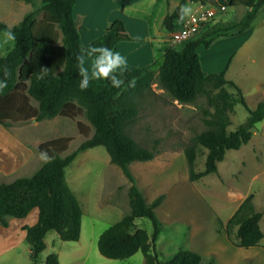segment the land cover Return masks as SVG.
I'll return each instance as SVG.
<instances>
[{
  "label": "trees",
  "instance_id": "16d2710c",
  "mask_svg": "<svg viewBox=\"0 0 264 264\" xmlns=\"http://www.w3.org/2000/svg\"><path fill=\"white\" fill-rule=\"evenodd\" d=\"M74 2L40 0L39 5L25 13L16 25L7 27L0 21V32L7 33L11 28L15 35L13 47L4 57H0V79L7 80V87L0 91V125L6 128L30 119L39 122L54 116L72 119L83 112L92 129L90 137L63 156L61 153L67 148L68 138H55L39 144L35 152L40 154L42 150L47 151L52 157L51 161L43 162L30 176L0 183V226L8 225V217L24 218L33 208H37L36 221L32 225L22 226L33 262L45 248L44 237L48 231H55L62 241H77L81 232L82 210L65 180L64 169L79 152L102 146L109 162L117 166L129 182V210L98 235L97 250L106 258L119 260L139 251L143 262L135 264H158L155 241L160 228L155 208L162 203L164 195L160 194L147 203L129 168L130 163L149 161L156 154L154 146H141L127 133V126L136 114L137 98L150 90L153 82L172 100L182 104L205 96L211 108V111L202 110L205 129L193 136L191 144L184 147L183 155L190 181L215 173L225 151L239 149L251 139L255 125L264 118V95L254 108H249L241 90L232 81L226 80L222 71L209 74L202 71L197 48H208L217 38L247 31L258 14L264 11V0H227L223 5L240 4L246 8L237 22L206 27L180 49L167 48L157 68L128 67L120 88L113 87L110 81L92 80L85 90L79 88L81 76L76 60L81 46L113 48L117 42L131 38L122 21L116 19L106 26L101 35L83 44L72 16ZM187 2L217 5L214 0H179L174 10L162 20L166 30L173 31L175 23L182 21L180 8ZM39 11L43 13L42 17L35 21ZM5 68L9 73L7 76L4 75ZM44 68L47 74L40 78ZM132 79H135V87H128ZM225 86L233 91H226ZM29 99L36 102V107L30 105ZM237 104L244 107L246 117L234 130H228L229 114ZM76 126L86 136L84 126L79 122ZM198 145L206 150V154L203 170L195 172L193 164ZM252 198V194L247 195L226 223L236 226V247L256 246L263 237L259 220L264 215V209L255 211ZM137 218L150 222V234L136 226L134 220ZM200 261L199 253L178 250L165 264H199ZM45 264H59L57 255H47Z\"/></svg>",
  "mask_w": 264,
  "mask_h": 264
},
{
  "label": "rangeland",
  "instance_id": "374dc122",
  "mask_svg": "<svg viewBox=\"0 0 264 264\" xmlns=\"http://www.w3.org/2000/svg\"><path fill=\"white\" fill-rule=\"evenodd\" d=\"M225 3L207 5L208 7L204 5L212 9L214 14L201 25V31L217 24H233L246 9L240 4L226 6L223 5ZM21 4L23 2L19 0H0V21L13 23L15 19H19L25 9ZM37 6L38 3L33 4V8ZM16 8L18 11L15 13L18 16H14L12 11ZM262 30L264 32V28ZM7 38L4 32L0 33V56L5 53L4 44L7 41L9 46L12 44ZM236 42V37H220L208 49L198 47L203 67L206 69L211 66L210 73H218L220 67L228 61ZM182 45L175 44V47L180 49ZM257 48L246 58L244 67L234 65L226 72L227 78L240 88L249 108H254L264 95V56L259 54L264 52V40L260 41ZM258 78H262L263 84H257L256 87ZM225 89L228 92L233 91L229 86H225ZM203 109L211 111L205 96H199L192 103L182 104L172 100L153 82L151 89L137 98L136 114L127 126V133L138 144L147 148L154 146L156 149L151 160L134 161L129 164V168L147 203L160 194L164 195L162 203L155 208L160 228L155 241L158 264H165L178 250L199 253V264L233 262L241 255L230 246L235 245L238 238L235 234L236 226L226 224L228 218L249 194L253 195V209H264V118L255 125L251 139L246 144L239 149L225 151L223 160L217 163L215 173L207 174L196 181L188 179L183 149L191 144L195 134L205 129ZM246 114L243 106H234L229 114L230 124L227 129L234 130L244 121ZM77 122L84 126L86 136L79 132ZM19 125L26 126L29 141L35 145L55 138H68L69 142L66 150L61 153L62 156L90 137L92 132L83 112L72 119L60 116V119L39 123L30 119L10 127ZM15 135L22 137L18 132ZM205 154L206 150L198 145L193 164L195 172L203 170ZM37 155L40 156L38 153ZM39 160L44 162L40 157ZM38 164L40 163L37 162ZM64 172L65 180L76 195L82 210L79 239L62 241L55 231H48L44 237L45 248L33 262L22 226L29 225L34 215L31 214L25 221L8 217V225L0 226V264H45V258L50 253L57 255L59 264L142 263L143 256L139 251L119 260L106 258L97 250L98 235L129 210V182L121 170L109 162L105 149L95 146L79 152L65 167ZM134 222L137 227L150 234L151 225L147 219L137 218ZM260 228L264 233V215L260 219ZM215 252L216 255H213ZM251 264H264V237L256 248Z\"/></svg>",
  "mask_w": 264,
  "mask_h": 264
},
{
  "label": "crops",
  "instance_id": "0c3cea01",
  "mask_svg": "<svg viewBox=\"0 0 264 264\" xmlns=\"http://www.w3.org/2000/svg\"><path fill=\"white\" fill-rule=\"evenodd\" d=\"M22 2L23 4L21 5H24L25 9L22 11L23 13L19 19H15L16 21H13V23L1 21L7 27H11L19 23L24 14L33 9V4L38 3L39 5L40 3L39 0ZM178 2V0H75L72 7V16L77 26L80 41L83 44H87L101 35L106 26L112 21L116 19L121 20L126 33L131 39L117 42L112 49L121 52V54L127 57L128 67L151 66L153 68H157L162 61L164 51L167 48H176L175 45L170 43V31L164 28L162 20L167 14L174 10ZM214 2L217 5H220L223 2H227V0H214ZM186 5H189L192 8V13H194V11L198 9L199 3L187 2ZM207 5L211 6L210 4ZM15 6L17 7V5ZM12 11L14 12V16H18V13H15V11H18L17 8ZM42 14L43 13L41 11L37 12L35 21H39ZM188 18L189 16L181 22H176L174 30H178ZM262 28H264V11L258 14L247 31L232 36L237 38V42L232 48L228 61L220 67L221 70L219 71L224 73V78L226 80H230L227 78L226 72L234 65H241L244 67L246 58H248L250 54L254 53L253 51L255 48L260 46V41L264 40V32ZM260 30H262L261 34H259ZM10 41H12L11 46H9L7 41L4 44L5 53L0 57H4L13 47L14 41ZM60 43L61 41L59 35L58 44ZM197 54L202 71L209 74V68H211V66L206 69L203 67L204 65L201 61V56L198 53V48ZM259 54L264 56L263 51ZM90 64L91 58L89 57L84 67H88L90 69ZM262 68H264V66H262ZM232 82L236 85L234 81ZM257 84H263L262 78H258L256 80V87ZM29 103L32 107H36V102L33 99H29ZM56 119H60V116H54L51 119L39 122H50ZM31 121H33V119H31ZM26 129L25 125L14 126L13 128H5L0 125V183L9 182L16 177L30 176L43 163L39 160L40 156L35 152V148L39 144L37 143V145H35V143H31L29 141ZM16 132L20 133L22 137H17L15 135ZM23 137L25 138L22 139ZM37 162L40 164L37 165ZM37 212V208H33L27 216L21 218L20 221H25L28 216L33 214V220L29 223V225H32L37 219ZM224 245L225 244H223V246ZM230 246L235 248L237 252H240L241 257H237V259H234L233 262L227 261V264H251L252 257L256 252V248L260 246V242L256 246L249 248H240L232 244H230ZM216 253L217 252L213 253V255H216ZM230 258L231 257H229V259Z\"/></svg>",
  "mask_w": 264,
  "mask_h": 264
},
{
  "label": "clouds",
  "instance_id": "9594fccd",
  "mask_svg": "<svg viewBox=\"0 0 264 264\" xmlns=\"http://www.w3.org/2000/svg\"><path fill=\"white\" fill-rule=\"evenodd\" d=\"M192 8L189 5H183L180 8V19L184 20L190 16ZM194 19V17H193ZM7 37L9 40H14L15 35L11 28L7 30ZM91 58L90 69L84 67L88 58ZM76 60L79 65V74L81 80L79 88L85 90L89 87L90 81L92 80H104L110 81L111 85L115 88H120L124 84L122 78L124 73L128 71V60L127 57L107 46H96L88 45L87 47L81 46L79 54L76 56ZM47 74V69L44 68L40 78H43ZM4 75H9L7 68L4 69ZM7 87V80L0 79V91ZM128 87H135V79L128 82ZM40 158L44 162H50V157L47 151L40 152Z\"/></svg>",
  "mask_w": 264,
  "mask_h": 264
},
{
  "label": "built area",
  "instance_id": "2783aa9c",
  "mask_svg": "<svg viewBox=\"0 0 264 264\" xmlns=\"http://www.w3.org/2000/svg\"><path fill=\"white\" fill-rule=\"evenodd\" d=\"M214 11L199 4L198 9L192 13L189 18L183 23L178 30L170 32L169 41L172 45L184 44L187 40L197 35L201 29V25L210 17H212ZM194 17V19H193Z\"/></svg>",
  "mask_w": 264,
  "mask_h": 264
}]
</instances>
